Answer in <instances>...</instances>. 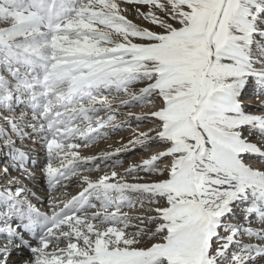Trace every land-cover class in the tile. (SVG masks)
Here are the masks:
<instances>
[{"label":"snow or ice","instance_id":"1","mask_svg":"<svg viewBox=\"0 0 264 264\" xmlns=\"http://www.w3.org/2000/svg\"><path fill=\"white\" fill-rule=\"evenodd\" d=\"M5 2L0 264H264V0Z\"/></svg>","mask_w":264,"mask_h":264},{"label":"bare ground","instance_id":"2","mask_svg":"<svg viewBox=\"0 0 264 264\" xmlns=\"http://www.w3.org/2000/svg\"><path fill=\"white\" fill-rule=\"evenodd\" d=\"M106 1V0H105ZM18 2H20V0H18ZM114 1L112 0V3H113ZM115 4V3H114ZM113 4V5H114ZM120 4V3H119ZM18 6H20V4L18 5ZM126 6L125 5H123V4H120V10L121 11H123V9L125 8ZM12 9V8H11ZM100 10V9H99ZM7 11V10H6ZM102 12V11H101ZM105 12V11H104ZM7 13V12H6ZM9 13V12H8ZM129 13L130 12H128L127 13V15H129ZM9 15V14H8ZM131 16V15H130ZM253 97L252 96H250L249 97V100H251ZM112 104H115V103H117V101L116 100H111L110 101ZM100 106H102V105H100ZM254 108V105H251V104H249V110H252ZM145 111H147V109H141V108H139V107H137V108H133V109H131L130 110V112L131 113H141V112H145ZM144 130L145 131H147L148 129L145 127L144 128ZM255 135H252V136H250L249 137V139L251 140L253 137H254ZM121 140H124V141H127L128 139H126V138H119V137H115V135H113L112 137H111V139H109V140H107L105 143H102V144H100V145H97V146H95V147H92V148H90V149H82L81 150V154L82 155H85V156H89V155H94L95 153H96V151H98V150H100V149H105L106 147H107V145H111L112 147H119V144H118V142L119 141H121ZM255 140L253 139V142H254ZM258 144H261L262 146H264V144H262V142L260 141ZM30 147H35V145H29ZM135 159H137V160H139L140 159V157L139 156H136L135 157ZM251 159H254V160H259V157H251ZM103 166V165H102ZM110 171V170H109ZM118 171H119V169H118ZM93 175H99V173H93ZM42 178L41 177H39V175H38V177H37V184H36V186L35 187H33V185L31 184V183H29L28 184V186H29V188H31L32 189V191H36V192H38V194H40L39 193V189L42 187ZM75 191H76V189H71L68 193H60V198L61 199H64V198H66L67 196H72L74 193H75ZM262 239H264V238H262Z\"/></svg>","mask_w":264,"mask_h":264},{"label":"rangeland","instance_id":"3","mask_svg":"<svg viewBox=\"0 0 264 264\" xmlns=\"http://www.w3.org/2000/svg\"><path fill=\"white\" fill-rule=\"evenodd\" d=\"M114 2L112 3V0H102V7H100V11L104 13L105 15H114L115 10H114V5L119 4L120 0H113ZM115 3V4H114ZM20 2L18 0H6L5 2V9L7 10L6 14L9 15H17V9L18 5ZM114 4V5H113ZM12 8V9H11ZM105 11V12H104ZM9 12V13H8ZM131 15V12L129 13V16ZM102 31L107 32V29H102ZM113 38H115V35L113 34ZM100 99H104V97H101ZM135 131V129H133ZM139 131H145L144 128L139 129ZM132 131L131 130H125L121 134H116L115 137L119 138H126L129 139V137L132 136ZM255 140L254 143L258 144L260 142V139L256 136H254L251 140ZM180 259L184 260L186 264H191V261L195 258L193 253H185L182 257H179Z\"/></svg>","mask_w":264,"mask_h":264}]
</instances>
